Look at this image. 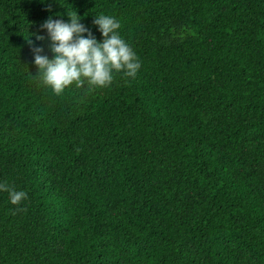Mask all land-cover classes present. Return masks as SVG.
<instances>
[{
    "label": "trees",
    "instance_id": "trees-1",
    "mask_svg": "<svg viewBox=\"0 0 264 264\" xmlns=\"http://www.w3.org/2000/svg\"><path fill=\"white\" fill-rule=\"evenodd\" d=\"M75 12L135 78L40 85ZM0 183V264H264V0H0Z\"/></svg>",
    "mask_w": 264,
    "mask_h": 264
},
{
    "label": "clouds",
    "instance_id": "clouds-1",
    "mask_svg": "<svg viewBox=\"0 0 264 264\" xmlns=\"http://www.w3.org/2000/svg\"><path fill=\"white\" fill-rule=\"evenodd\" d=\"M68 21L49 16L40 26L46 30L52 57L44 54L43 47H33L34 64L41 86L61 95L65 89L107 88L114 76L123 73L135 78L141 69V62L130 44L120 35L118 19L106 14L95 15L94 26L103 39L98 41L75 14L67 15ZM43 42L44 35H36ZM29 43L31 40L29 39ZM88 86L85 88V86ZM0 192H7L12 205L27 199L25 191H17L7 183H0Z\"/></svg>",
    "mask_w": 264,
    "mask_h": 264
}]
</instances>
